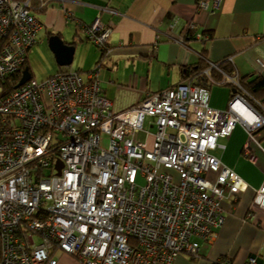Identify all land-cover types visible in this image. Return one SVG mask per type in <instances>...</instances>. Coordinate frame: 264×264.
<instances>
[{
    "label": "built area",
    "instance_id": "built-area-1",
    "mask_svg": "<svg viewBox=\"0 0 264 264\" xmlns=\"http://www.w3.org/2000/svg\"><path fill=\"white\" fill-rule=\"evenodd\" d=\"M195 1L210 11L219 3ZM29 3L0 0L1 263L57 264L58 251L82 264L196 257L200 241H213L225 222L223 202L249 188L214 155L218 139L241 124L243 154L254 162L249 142L264 124L239 92L237 74L225 76L234 89L224 110L209 106V86L184 81L113 112L96 69L31 77L5 93L6 77L22 68L42 26ZM80 26L108 51L110 28L99 16ZM145 117L154 130L140 138ZM252 206L264 209V182Z\"/></svg>",
    "mask_w": 264,
    "mask_h": 264
},
{
    "label": "crops",
    "instance_id": "crops-1",
    "mask_svg": "<svg viewBox=\"0 0 264 264\" xmlns=\"http://www.w3.org/2000/svg\"><path fill=\"white\" fill-rule=\"evenodd\" d=\"M218 1V7L210 11L198 9L195 0H35L30 11L42 24L36 49L48 54L52 34L75 47L68 66L58 65L50 51L54 58L52 74L58 70L83 73L96 69L102 94L111 101L112 111L122 112L147 93L184 81L195 83L196 79L186 77L185 72L201 59L216 63L226 59L237 78L264 77V0ZM96 16L110 28L105 44L108 51L103 55L80 26ZM29 51L25 67L33 76L28 66ZM208 89V104L226 109L231 87L215 83ZM260 109L264 117V101ZM253 137L249 146L254 162L243 154L248 135L241 124L218 139L221 147L214 155L249 188L238 193L235 201L229 198L223 202L225 222L213 241H200L196 258L182 253L172 264H216L221 256L227 257L229 264H243L249 256L255 257L256 264H264V209L252 206L264 182V126L253 131ZM251 207L254 216L247 219ZM55 255L57 264H82L66 253L58 251Z\"/></svg>",
    "mask_w": 264,
    "mask_h": 264
},
{
    "label": "trees",
    "instance_id": "trees-1",
    "mask_svg": "<svg viewBox=\"0 0 264 264\" xmlns=\"http://www.w3.org/2000/svg\"><path fill=\"white\" fill-rule=\"evenodd\" d=\"M34 1L35 0H30V3H29L30 10L34 4L33 3ZM43 8H44V6L42 5L40 7V9H43ZM33 16L35 17L34 14H33ZM101 54L103 55V53H101ZM26 62H27V58H26L24 65L22 66V68L20 70H18L15 73L6 77L5 82H4L5 83V85H4V92L5 93L6 92L8 93L10 90L14 89L15 85L17 84L18 80L21 77L22 70L26 66ZM208 66H209V61L206 62V61L201 59V60H199L197 66H195L189 70H186L185 76L190 78L191 80L196 79V81L199 82V85H203V86L207 85L210 87L211 85L215 84L216 82L229 85L231 87V93H232L234 86L230 82L225 81V76H227V75L233 76L236 73L230 67L229 62L226 59H224L220 62H217V68H214V67L209 68ZM204 69H208L207 74H205V73L203 74ZM58 71H64V70H58ZM238 82L241 85V88H239V92L249 102V104L252 105L261 114L260 107L262 106L263 101H264V77L256 76L255 78H252V79L238 78ZM230 96H231V94H230ZM262 126H264V124ZM260 128H258V129H260ZM0 251H1V247H0ZM66 254H68V253H66ZM68 255H71V254H68ZM186 255H188V254H186ZM198 255H199V253L197 254V256ZM71 256H73V255H71ZM188 256H190V255H188ZM190 257L196 258V257H192V256H190ZM249 257H254V256H249ZM0 262H1V253H0ZM215 263L216 264H229L230 260L225 256H221L215 261Z\"/></svg>",
    "mask_w": 264,
    "mask_h": 264
},
{
    "label": "rangeland",
    "instance_id": "rangeland-1",
    "mask_svg": "<svg viewBox=\"0 0 264 264\" xmlns=\"http://www.w3.org/2000/svg\"><path fill=\"white\" fill-rule=\"evenodd\" d=\"M40 43L34 45V48L29 51V60H28V66L30 68V71L33 74V78L35 80H42L46 77L49 76V74H52V69L51 68L54 63H53V57L52 53L49 51L47 53H43L39 48L36 49L37 45ZM210 106V105H209ZM211 107V106H210ZM153 119L150 117H145L143 121V126L140 129L138 135L140 138H144L146 131L153 132L154 127H149L150 121ZM201 244V242H200Z\"/></svg>",
    "mask_w": 264,
    "mask_h": 264
},
{
    "label": "water",
    "instance_id": "water-1",
    "mask_svg": "<svg viewBox=\"0 0 264 264\" xmlns=\"http://www.w3.org/2000/svg\"><path fill=\"white\" fill-rule=\"evenodd\" d=\"M48 48L53 53L55 62L60 66H68L71 64L73 59V54L75 47L73 44L65 42L58 34H52L48 38ZM32 76L27 67H25L21 72V77L18 80L14 88L25 83ZM195 84H199L198 81ZM233 91V90H232ZM61 163L59 162V165Z\"/></svg>",
    "mask_w": 264,
    "mask_h": 264
}]
</instances>
